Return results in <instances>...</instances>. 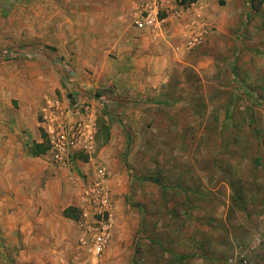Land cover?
Segmentation results:
<instances>
[{"label":"rangeland","instance_id":"1","mask_svg":"<svg viewBox=\"0 0 264 264\" xmlns=\"http://www.w3.org/2000/svg\"><path fill=\"white\" fill-rule=\"evenodd\" d=\"M177 2L174 51L134 29L127 0H0V264L92 263L99 217L79 213L82 245L62 208L96 168L113 206L100 264H264V0ZM86 107L89 153L68 169L50 143L32 155L45 115Z\"/></svg>","mask_w":264,"mask_h":264},{"label":"built area","instance_id":"2","mask_svg":"<svg viewBox=\"0 0 264 264\" xmlns=\"http://www.w3.org/2000/svg\"><path fill=\"white\" fill-rule=\"evenodd\" d=\"M192 7L194 3L189 4ZM142 12L135 20V24L139 28L152 30L159 33L162 27L172 21L181 18L184 7L170 4L169 0H150L144 3ZM164 14L165 17H161ZM193 31L187 42L188 49L199 46L203 41V25L200 21L193 23ZM78 117L72 119H53V117L44 116V128L49 136V143L53 154V162L60 169H68L72 163V159L77 152L89 153L94 146L93 127L95 122V114L89 107L83 111L76 110ZM71 112L70 114L73 115ZM75 116V114H74ZM90 182V190L87 196L82 197L84 206V214H88L87 209H91L99 218L93 220V227L90 229L92 263L100 264L106 245L109 239L110 215L112 211L111 196L108 191L103 188V181L106 177V171L103 168H96L93 172ZM91 196V197H89ZM109 216V217H108ZM108 217V218H107ZM81 244H87V240L81 239Z\"/></svg>","mask_w":264,"mask_h":264},{"label":"crops","instance_id":"3","mask_svg":"<svg viewBox=\"0 0 264 264\" xmlns=\"http://www.w3.org/2000/svg\"><path fill=\"white\" fill-rule=\"evenodd\" d=\"M148 1H150V0H127V3L130 4L133 7V10L135 9L134 17L136 19L138 18L139 14L142 12V10H143L142 8L144 6V3L148 2ZM199 1L201 2V1H204V0H198L197 2H199ZM169 2L172 5H179V7H181V5L177 2V0H169ZM133 27L137 31L146 30V34L149 35L150 37H153L154 39H157V38H155V36L158 37L160 35H163V34L166 35L167 34L166 40H160V41H166L168 43L170 42L169 45L171 46V48L174 51L176 50V48L178 49V46H179L178 44L179 43L176 44V42H173V41L175 40V38L176 39H179V38L177 36L175 37V33H171V36H169V32L166 30L167 29L166 25L162 27V29H161V31L159 33H154L152 30H149V29H146V28H139V27L134 26V25H133ZM166 46H167V43L166 44L165 43L161 44L159 49H163L162 47L167 48ZM141 48L139 46L136 47V48H130L132 53L128 54L127 65L130 66V68H132V69H131L130 75H128L129 79L130 78H135L136 79L138 77L141 80L143 78V72H142L141 68L144 66V64L142 63L143 57H140V56H143V53H146V43H143ZM139 52H143V53H139ZM133 88L135 89V86H133ZM42 142L37 141V143H42ZM65 199H66V201H65L64 207L62 208V213H63V211L65 209H67L68 207H71V206L77 207L80 210H84V206L82 204V201L79 200V198L73 197V194H71L70 192L66 193ZM63 219L66 220V222H67V224L69 226H72V220L67 219L64 216H63ZM75 224H76V229H77V233H78V240L80 241L83 238L84 231L82 229L81 223L76 222ZM73 231H75V229Z\"/></svg>","mask_w":264,"mask_h":264},{"label":"trees","instance_id":"4","mask_svg":"<svg viewBox=\"0 0 264 264\" xmlns=\"http://www.w3.org/2000/svg\"><path fill=\"white\" fill-rule=\"evenodd\" d=\"M197 1L198 0H183L184 3H188V4L195 3ZM249 3L250 6L254 5L253 0H249ZM50 50L54 51V49H50ZM48 150H49V141L45 139L42 143H37L36 145H34L32 149V155L34 157H39L40 155L45 154ZM79 213H81V210L79 208L71 206L63 211V216L67 219L76 222L79 219V215H80Z\"/></svg>","mask_w":264,"mask_h":264}]
</instances>
